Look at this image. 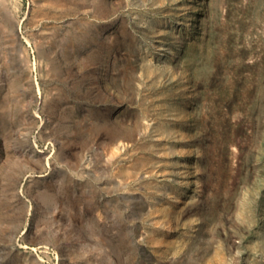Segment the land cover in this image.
<instances>
[{"label": "rangeland", "instance_id": "rangeland-1", "mask_svg": "<svg viewBox=\"0 0 264 264\" xmlns=\"http://www.w3.org/2000/svg\"><path fill=\"white\" fill-rule=\"evenodd\" d=\"M0 264H264V0H0Z\"/></svg>", "mask_w": 264, "mask_h": 264}, {"label": "trees", "instance_id": "trees-1", "mask_svg": "<svg viewBox=\"0 0 264 264\" xmlns=\"http://www.w3.org/2000/svg\"><path fill=\"white\" fill-rule=\"evenodd\" d=\"M226 102L229 105L232 102V100H227ZM228 105H226L225 107L228 108ZM223 124H224V127L227 128V130L228 129L230 130L232 124L229 122L228 116H226L225 118L223 117ZM224 137H225V142L228 141V135H227V133L224 135ZM238 147H239V143H238Z\"/></svg>", "mask_w": 264, "mask_h": 264}, {"label": "built area", "instance_id": "built-area-1", "mask_svg": "<svg viewBox=\"0 0 264 264\" xmlns=\"http://www.w3.org/2000/svg\"><path fill=\"white\" fill-rule=\"evenodd\" d=\"M50 145V148L51 149H53V144L52 143H48L47 145H46V148L48 147ZM36 147H37V145H36ZM86 161L87 162H91V160H92V156H91V154L89 153L88 155H86Z\"/></svg>", "mask_w": 264, "mask_h": 264}]
</instances>
